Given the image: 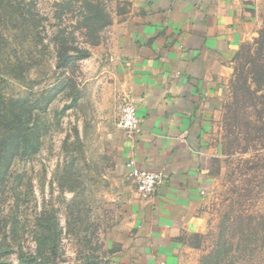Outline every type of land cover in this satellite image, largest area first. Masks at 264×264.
Wrapping results in <instances>:
<instances>
[{
    "label": "rangeland",
    "instance_id": "1",
    "mask_svg": "<svg viewBox=\"0 0 264 264\" xmlns=\"http://www.w3.org/2000/svg\"><path fill=\"white\" fill-rule=\"evenodd\" d=\"M33 1L44 32L4 22L9 43L0 50L2 62L15 67L0 88L18 98L22 114L29 110V138L40 142L12 168L19 218H28L21 243L35 252L46 220L56 225L53 261L111 264L117 247L108 233L122 227L136 183L118 168L115 38L138 9L133 0ZM61 32L85 49L65 69L56 67ZM230 68L206 131L209 190L183 230L185 264H264V8ZM0 261L23 264L16 255Z\"/></svg>",
    "mask_w": 264,
    "mask_h": 264
},
{
    "label": "crops",
    "instance_id": "2",
    "mask_svg": "<svg viewBox=\"0 0 264 264\" xmlns=\"http://www.w3.org/2000/svg\"><path fill=\"white\" fill-rule=\"evenodd\" d=\"M137 14L116 34L119 94L131 92L141 130H119L118 168L162 171L144 197L135 183L121 228L108 233L111 264H185L183 230L209 190V120L223 99L231 61L257 28L264 0H133ZM134 160L135 164L128 163ZM192 261V260H191Z\"/></svg>",
    "mask_w": 264,
    "mask_h": 264
},
{
    "label": "trees",
    "instance_id": "3",
    "mask_svg": "<svg viewBox=\"0 0 264 264\" xmlns=\"http://www.w3.org/2000/svg\"><path fill=\"white\" fill-rule=\"evenodd\" d=\"M11 1H15V3ZM35 4L33 0H0V50H4L9 43L3 26L4 22L14 23L17 30H28L35 36L44 32L43 25L41 26L39 20L37 21L41 15L31 11ZM14 24L12 25L14 26ZM63 34L64 32H61L56 36L55 51L58 69H65L74 60L81 59L83 56H79V54L85 51L83 48L69 45ZM14 72L15 67L11 61L4 63L0 59V83L7 81ZM19 104L20 102L14 94H7L0 88V129L3 131V136L0 138V204L3 205L0 214V233L2 234L0 260L16 255L23 264H58L53 261V256L57 255L58 248L55 235H53L56 225L52 227L46 220L39 224L40 231L35 239V252L26 251L21 243L22 230L27 226L28 218L24 220L19 218L17 177L12 168L15 159L20 156L21 152L23 154L36 152L40 142L38 140V142H33L29 138L32 134L29 119H27L29 110L27 109L25 114H22ZM22 117L27 119L24 123H21ZM39 258L40 263H38ZM0 264L8 263L0 261Z\"/></svg>",
    "mask_w": 264,
    "mask_h": 264
},
{
    "label": "built area",
    "instance_id": "4",
    "mask_svg": "<svg viewBox=\"0 0 264 264\" xmlns=\"http://www.w3.org/2000/svg\"><path fill=\"white\" fill-rule=\"evenodd\" d=\"M117 115L119 119V127L125 130L129 135H135L141 130L142 119L137 114V105L131 92H123L119 94L117 101ZM135 164L131 160L128 165ZM131 176L138 185L141 194L144 197L155 195L165 184V176L162 171L152 169H134Z\"/></svg>",
    "mask_w": 264,
    "mask_h": 264
}]
</instances>
